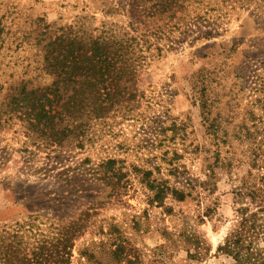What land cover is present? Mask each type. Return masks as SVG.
Wrapping results in <instances>:
<instances>
[{
	"label": "rangeland",
	"instance_id": "rangeland-1",
	"mask_svg": "<svg viewBox=\"0 0 264 264\" xmlns=\"http://www.w3.org/2000/svg\"><path fill=\"white\" fill-rule=\"evenodd\" d=\"M57 38L124 50L136 98L62 147L11 104ZM263 175L264 0H0V264H234Z\"/></svg>",
	"mask_w": 264,
	"mask_h": 264
},
{
	"label": "trees",
	"instance_id": "trees-1",
	"mask_svg": "<svg viewBox=\"0 0 264 264\" xmlns=\"http://www.w3.org/2000/svg\"><path fill=\"white\" fill-rule=\"evenodd\" d=\"M49 48L46 69L55 77L54 82L48 87L31 90L22 85L16 89L18 93L11 95V104L18 110H26V122L32 134L40 140L62 147L70 138L84 136L93 120H102L119 107L135 101V94H130L127 88L120 89L122 83H127L123 78L130 79L134 72L125 60L124 50L109 48L98 41L93 48L86 49L82 42L66 38H57ZM117 176L114 171L111 178L108 176L110 185L118 179ZM150 176L147 174L148 179ZM261 182L264 188V175ZM151 189L157 191L155 201H163L170 191L179 202L186 198L184 193L163 185ZM260 192L263 191L254 190L248 195L260 209L245 218L239 230L228 238L223 248H219L233 258L234 264H264V258L255 257L248 242L256 230L255 223L248 224L260 219L259 214L264 212V196ZM260 230L264 234V224Z\"/></svg>",
	"mask_w": 264,
	"mask_h": 264
}]
</instances>
